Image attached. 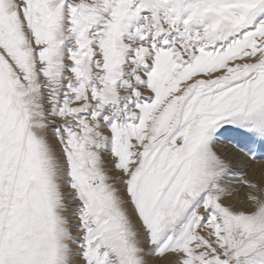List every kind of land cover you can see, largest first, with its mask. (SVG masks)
I'll return each instance as SVG.
<instances>
[{
	"label": "snow or ice",
	"instance_id": "obj_1",
	"mask_svg": "<svg viewBox=\"0 0 264 264\" xmlns=\"http://www.w3.org/2000/svg\"><path fill=\"white\" fill-rule=\"evenodd\" d=\"M0 264H264V0H0Z\"/></svg>",
	"mask_w": 264,
	"mask_h": 264
}]
</instances>
